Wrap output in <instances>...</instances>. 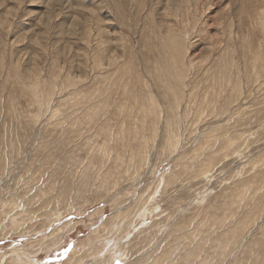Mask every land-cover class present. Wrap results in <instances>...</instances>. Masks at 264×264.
I'll list each match as a JSON object with an SVG mask.
<instances>
[{
  "label": "rangeland",
  "instance_id": "1",
  "mask_svg": "<svg viewBox=\"0 0 264 264\" xmlns=\"http://www.w3.org/2000/svg\"><path fill=\"white\" fill-rule=\"evenodd\" d=\"M0 264H264V0H0Z\"/></svg>",
  "mask_w": 264,
  "mask_h": 264
},
{
  "label": "bare ground",
  "instance_id": "2",
  "mask_svg": "<svg viewBox=\"0 0 264 264\" xmlns=\"http://www.w3.org/2000/svg\"><path fill=\"white\" fill-rule=\"evenodd\" d=\"M26 202V201H25ZM22 212V211H21ZM164 258V257H163ZM21 262H22V260H21Z\"/></svg>",
  "mask_w": 264,
  "mask_h": 264
}]
</instances>
